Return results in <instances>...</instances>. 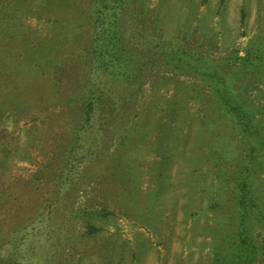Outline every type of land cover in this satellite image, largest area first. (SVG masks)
<instances>
[{
  "label": "rangeland",
  "instance_id": "1",
  "mask_svg": "<svg viewBox=\"0 0 264 264\" xmlns=\"http://www.w3.org/2000/svg\"><path fill=\"white\" fill-rule=\"evenodd\" d=\"M110 4L0 0V264H264V0Z\"/></svg>",
  "mask_w": 264,
  "mask_h": 264
},
{
  "label": "trees",
  "instance_id": "2",
  "mask_svg": "<svg viewBox=\"0 0 264 264\" xmlns=\"http://www.w3.org/2000/svg\"><path fill=\"white\" fill-rule=\"evenodd\" d=\"M110 1H111L110 6L112 7V12H111V14L113 15L112 18H115L116 14H117V10H118V8H119V7H118V4H119V1H120V0H110ZM110 27H114V25L110 24ZM118 43H119V44L122 43L121 48H122L124 51L127 50V49H126V42L124 41V37H123V36L119 37V41H118ZM92 108H93L92 101H88V102L86 103V109H85V114H86L87 116H89V114H90Z\"/></svg>",
  "mask_w": 264,
  "mask_h": 264
}]
</instances>
